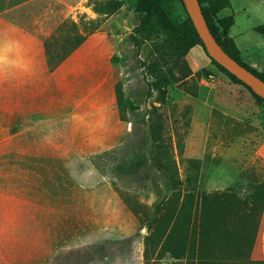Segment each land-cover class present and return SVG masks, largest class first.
<instances>
[{
    "label": "rangeland",
    "instance_id": "1",
    "mask_svg": "<svg viewBox=\"0 0 264 264\" xmlns=\"http://www.w3.org/2000/svg\"><path fill=\"white\" fill-rule=\"evenodd\" d=\"M21 1L0 13L28 22L2 12ZM66 1L33 5L50 66L88 32L110 35L128 133L85 156L95 142L0 125V264H264V100L158 14L143 25L145 0ZM164 2L194 37L184 1ZM246 7L233 30L255 41L264 2Z\"/></svg>",
    "mask_w": 264,
    "mask_h": 264
},
{
    "label": "crops",
    "instance_id": "2",
    "mask_svg": "<svg viewBox=\"0 0 264 264\" xmlns=\"http://www.w3.org/2000/svg\"><path fill=\"white\" fill-rule=\"evenodd\" d=\"M58 1L69 6L66 0H22L2 11L23 12L27 18L32 17L28 22L0 13V125L11 126L12 137L28 132L36 139L55 135L58 139L95 142L83 152L92 155L118 145L129 129L117 103L119 74L112 51L114 39L104 32H93L50 66L45 52L48 35L43 36L33 5L48 3L44 12L49 14ZM231 3L218 15H234L229 35L241 49L248 46L249 53L256 57L254 64L264 63V36L254 29L258 24L251 27L261 37L255 41H250L245 31L233 30L236 14L246 11L250 0ZM114 17L107 18L105 24Z\"/></svg>",
    "mask_w": 264,
    "mask_h": 264
},
{
    "label": "trees",
    "instance_id": "3",
    "mask_svg": "<svg viewBox=\"0 0 264 264\" xmlns=\"http://www.w3.org/2000/svg\"><path fill=\"white\" fill-rule=\"evenodd\" d=\"M165 0H145L143 2V8L142 10L145 12V16L142 18V24H148L151 17L155 14H158L161 16V18L165 21V23L176 33L181 39L189 41L192 44L195 43H201L204 49L207 51L205 44L200 37L198 31L196 32L195 36L192 37L191 34L186 33L184 30H182L180 27L176 26L172 19L169 17L166 9H165ZM203 13L205 15L206 21L216 37V39L219 41V43L223 46V48L232 55L235 59H237L239 62L247 66L250 70L255 72L259 77H261L264 80V70H257L255 68H251L248 66L244 61H242L239 56L233 51V49L229 46L228 41L229 38H232L229 35V31L231 26L233 25L235 18L234 15H228L224 17H220L218 15L219 11L225 7H231L232 3L231 0H200ZM254 29L259 32L261 35L264 36V23L258 24L254 27ZM92 32H88L87 35L91 34ZM87 35H84L81 39H79L73 47H71L65 55L62 57H66L72 50H74L76 47H78L84 39L87 37ZM233 40V38H232ZM234 44L235 41L233 40ZM48 42L46 41V44ZM213 62L227 75H229L232 79L235 81L241 82L246 84L242 79L237 77L235 74L230 72L227 68H225L222 64L217 62L212 56H210ZM61 59V60H62ZM60 60V61H61ZM59 61V62H60ZM250 89H252L248 84H246ZM156 87L159 89L160 85L156 84ZM258 97L264 100L262 96L255 93Z\"/></svg>",
    "mask_w": 264,
    "mask_h": 264
},
{
    "label": "water",
    "instance_id": "4",
    "mask_svg": "<svg viewBox=\"0 0 264 264\" xmlns=\"http://www.w3.org/2000/svg\"><path fill=\"white\" fill-rule=\"evenodd\" d=\"M183 1L210 56L264 98V80L223 48L206 21L200 0Z\"/></svg>",
    "mask_w": 264,
    "mask_h": 264
}]
</instances>
